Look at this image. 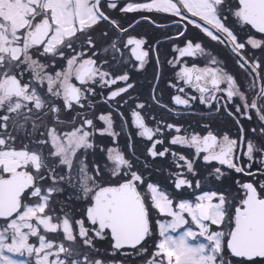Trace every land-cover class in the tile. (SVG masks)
I'll list each match as a JSON object with an SVG mask.
<instances>
[{"label": "snow or ice", "instance_id": "6c2138e0", "mask_svg": "<svg viewBox=\"0 0 264 264\" xmlns=\"http://www.w3.org/2000/svg\"><path fill=\"white\" fill-rule=\"evenodd\" d=\"M0 264H264V0H0Z\"/></svg>", "mask_w": 264, "mask_h": 264}, {"label": "flooded vegetation", "instance_id": "af4514ba", "mask_svg": "<svg viewBox=\"0 0 264 264\" xmlns=\"http://www.w3.org/2000/svg\"><path fill=\"white\" fill-rule=\"evenodd\" d=\"M144 93H145V95H147V86H145V88H144Z\"/></svg>", "mask_w": 264, "mask_h": 264}]
</instances>
